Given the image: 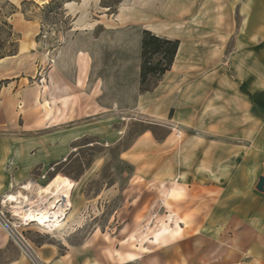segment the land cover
<instances>
[{
  "label": "rangeland",
  "instance_id": "rangeland-1",
  "mask_svg": "<svg viewBox=\"0 0 264 264\" xmlns=\"http://www.w3.org/2000/svg\"><path fill=\"white\" fill-rule=\"evenodd\" d=\"M10 1L18 11L8 21L20 33V40L16 56L0 64V80L7 81L2 94L0 90V213L12 222L17 234L22 233L27 248L0 220V264H36L34 257L44 262L39 245L58 243L66 237H70V243L85 242L89 249L84 254L92 263L112 264L110 253L127 250L143 255L141 261L131 264H258L243 251H226L222 234L211 235V188L204 186L207 180L203 178L190 182L197 168L211 162V133L206 138H193L199 135L195 129L181 135V128L176 127L172 137L165 139L167 129L134 106L142 89L155 87L162 78L150 77L146 84L140 83L141 50L138 52L134 41V31L141 29L140 24L108 22L126 18V0H102L100 5L89 6L80 13L85 20L79 23L72 9L65 8L68 0ZM207 1L200 0V15L211 24V12L205 10ZM107 4L111 7L105 8ZM88 18L92 22L86 21ZM95 18L104 21L98 23L93 21ZM148 24L163 25L166 33L173 34L175 22ZM78 33L83 46L97 56L93 67L94 72L98 70L104 101H114L115 107L52 129L55 139L50 143L56 150L55 157L61 159L59 165L54 162L44 168L37 166L23 177L22 166L37 152L32 144L47 142L50 137L44 128L50 124L48 108L56 99L55 60ZM191 44L183 45L187 48ZM220 48L222 51V44ZM199 52H211V38L201 40ZM157 59L155 55L153 61ZM216 65H224L222 54ZM207 67L201 65L199 74L191 76L189 82L202 80ZM94 79L93 74L85 89H90ZM54 110L59 112L55 106ZM160 122L167 125L173 121L164 118ZM80 126L88 128L86 135L64 147V131ZM148 127L155 138L140 136ZM225 142L237 145L247 140ZM130 148L134 149L127 153ZM56 176L73 186L70 208L64 216L55 224L23 218L30 213L22 211L30 207L24 195L36 199L34 187H48ZM29 181L35 183L31 190L24 188ZM176 188L180 189L177 196L173 194ZM7 193L16 194L22 201V214L15 215L13 205L19 202L7 200ZM51 195L39 203L42 209L55 200ZM68 227L78 229L69 236ZM254 237L245 235V239L238 240L233 236L226 244L242 248Z\"/></svg>",
  "mask_w": 264,
  "mask_h": 264
},
{
  "label": "crops",
  "instance_id": "crops-1",
  "mask_svg": "<svg viewBox=\"0 0 264 264\" xmlns=\"http://www.w3.org/2000/svg\"><path fill=\"white\" fill-rule=\"evenodd\" d=\"M101 1L68 0L65 8L72 9L75 22L79 23L85 20L80 13L89 6L100 5ZM126 5L127 10H123L126 18H113L108 22L140 24L141 29L134 31L138 52L143 29L180 41L171 69L153 89L140 92L134 106L167 129L165 139L172 137L176 127L181 128L182 131L178 130L181 135H189L188 131L195 129L199 135L193 138H206L211 133V162L204 166L206 169L197 168L190 181L203 178L207 180L204 186L211 188V201L214 202L211 215H208L211 235L224 236L226 251H243L247 258L264 264V189L257 188L260 177L264 176V0H208L205 10L211 12V24L201 19L200 0H126ZM109 7L111 5H105ZM86 21L92 22L89 18ZM93 21L104 20L95 18ZM148 22H175L171 32L176 35L166 33L163 25L153 27ZM179 22L189 23L181 25ZM206 36L208 40L211 38V52L202 55L199 43ZM81 38L80 33L71 38L55 60L56 99L50 103L47 118L50 124L44 128L50 137L47 142L32 144L37 152L22 166L23 177L37 166L44 168L54 162L55 166L59 165L61 159L55 157L56 150L50 143L55 139L52 129L80 118L100 115L108 108L112 111L115 107L114 101H104L98 70L94 72L93 67V59L97 56L83 46ZM184 42L192 44L184 48ZM221 54L224 65L217 66ZM201 65L208 66L205 77L189 82L191 76L199 74ZM93 74L95 81L87 90ZM60 97L62 99H58ZM169 110L170 113L174 111V115L170 116ZM164 118H171L173 122L161 124ZM87 129L80 126L78 130H65L63 146L86 135ZM140 136L155 138L149 127ZM226 139L247 142L234 145L226 143ZM65 153L63 150L62 154ZM77 229L68 227L66 233L70 236ZM245 235L255 236L254 241L242 248L226 244L233 236L242 240ZM69 238L58 243H41V259L47 264H103L88 261L84 252L89 246L85 242L70 243ZM142 256L117 250L110 253L108 259L112 264H131L141 261Z\"/></svg>",
  "mask_w": 264,
  "mask_h": 264
},
{
  "label": "trees",
  "instance_id": "trees-1",
  "mask_svg": "<svg viewBox=\"0 0 264 264\" xmlns=\"http://www.w3.org/2000/svg\"><path fill=\"white\" fill-rule=\"evenodd\" d=\"M54 1L51 0L50 3ZM25 2L23 1V4ZM17 11L18 8L10 0H0V60L6 56L16 55L19 51L20 33L8 21V17ZM22 12L25 11L22 10ZM179 44L178 39H169L156 35L148 29L143 30L140 68L141 85L146 84L150 77L160 80L171 69ZM155 55H158V59L153 61ZM6 82V80H0V90ZM153 87H144L142 92L149 91Z\"/></svg>",
  "mask_w": 264,
  "mask_h": 264
},
{
  "label": "bare ground",
  "instance_id": "bare-ground-1",
  "mask_svg": "<svg viewBox=\"0 0 264 264\" xmlns=\"http://www.w3.org/2000/svg\"><path fill=\"white\" fill-rule=\"evenodd\" d=\"M9 57L11 56H6L2 58L0 60V64L4 62L6 59H8ZM34 185H35L34 182L29 181L28 183L24 185V188L27 190H31L34 187ZM72 187L73 186L68 181L61 179V177L59 176H56L54 179H52L48 187H40V186L36 187L35 186L34 188H35V192L37 196L36 199L31 200L29 195H24V198L27 200L26 205L27 207L28 206L30 207L23 209L22 211L23 212L30 211V213L22 215L23 218L27 220H32V221H39L43 224H52V223L55 224L59 222V220L64 216L65 211L68 208H70ZM179 190L180 189H177V188L174 189L173 194L176 196L179 195ZM49 194L50 195L53 194L55 196V200L50 203L48 208L42 209L41 206H39V203H42L44 200H46ZM6 198L7 200L11 202H19L16 205H13V204L12 205L15 208L14 210L15 215L22 214L21 209L24 206L21 205L22 201H18L19 200L18 196L16 194L9 193ZM29 252L31 254L30 250ZM33 259L36 264H42L41 261L37 259L36 257H34Z\"/></svg>",
  "mask_w": 264,
  "mask_h": 264
},
{
  "label": "built area",
  "instance_id": "built-area-1",
  "mask_svg": "<svg viewBox=\"0 0 264 264\" xmlns=\"http://www.w3.org/2000/svg\"><path fill=\"white\" fill-rule=\"evenodd\" d=\"M0 220L6 226V228H8L10 233L13 234L16 237V239L25 246L26 240H25L24 236L22 235V233L20 232L17 234L11 226L12 222L10 220H8L2 213H0ZM41 263L46 264L44 262H41Z\"/></svg>",
  "mask_w": 264,
  "mask_h": 264
},
{
  "label": "water",
  "instance_id": "water-1",
  "mask_svg": "<svg viewBox=\"0 0 264 264\" xmlns=\"http://www.w3.org/2000/svg\"><path fill=\"white\" fill-rule=\"evenodd\" d=\"M257 188L259 190H263L264 189V176L260 177L259 182L257 184Z\"/></svg>",
  "mask_w": 264,
  "mask_h": 264
}]
</instances>
